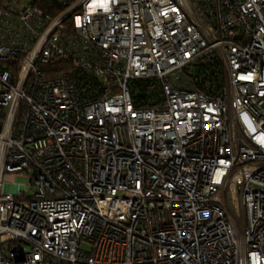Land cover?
I'll return each instance as SVG.
<instances>
[{"label": "built area", "instance_id": "1", "mask_svg": "<svg viewBox=\"0 0 264 264\" xmlns=\"http://www.w3.org/2000/svg\"><path fill=\"white\" fill-rule=\"evenodd\" d=\"M0 264H264V0H5Z\"/></svg>", "mask_w": 264, "mask_h": 264}, {"label": "trees", "instance_id": "2", "mask_svg": "<svg viewBox=\"0 0 264 264\" xmlns=\"http://www.w3.org/2000/svg\"><path fill=\"white\" fill-rule=\"evenodd\" d=\"M73 0H29L32 7H36L48 14H57L64 5L69 4ZM5 0H0V9Z\"/></svg>", "mask_w": 264, "mask_h": 264}]
</instances>
